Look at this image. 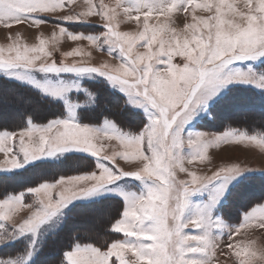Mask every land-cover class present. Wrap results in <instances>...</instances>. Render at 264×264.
<instances>
[{"label":"rangeland","instance_id":"374dc122","mask_svg":"<svg viewBox=\"0 0 264 264\" xmlns=\"http://www.w3.org/2000/svg\"><path fill=\"white\" fill-rule=\"evenodd\" d=\"M49 2L51 0H41V3ZM173 2L177 4L178 11L174 10L166 16L153 13L149 20L150 25L166 26V31L158 34L159 39H171L172 30L174 29L182 40L185 33V25L193 23L190 12L179 11V9L184 7V0H156L157 5L162 4L164 6ZM201 2L203 0H196V3ZM229 2H232V0H229ZM60 3L64 7L57 6L52 10L48 8H42L38 11L28 10L35 19L44 21V23H36L27 16L22 20L0 22V50L4 49V56L7 57L10 47H19L21 50L24 47L29 49L38 48L45 41L46 51L51 53V55L42 57V61L37 63H45L46 61L48 65H51L54 61L55 65L61 68L65 65H74L76 68L83 69L100 68L101 71H85L83 73L40 71L38 68L25 69L22 66L16 67L11 71L0 69L1 83H4L2 80H5L28 86L41 95L61 103L65 110V117L52 119L40 125L28 122L26 128L30 124L44 127L52 121L62 119H73L78 123L77 114L80 110L79 108L92 112L93 109L98 110L97 107L100 106L99 108H103L114 118L116 117L123 121L127 120L131 125L134 124L132 116L136 114V111L141 112L145 117L144 125L143 127L139 126V124L136 125L135 128L137 130L133 132L118 129L116 124L109 119H104L99 125L89 123H81V125H86L93 129H101L109 132V135H114L111 133L110 128H105L107 127V122L114 125L116 129L125 135H139L149 125V117L150 114H154V110L150 108L146 110L144 105L137 103L140 98L130 96L127 92L121 90L122 86H127V81L117 78L114 82L113 79H109L108 75L101 74V72H108L109 75H114L109 70L119 68L122 63L116 42L110 36L104 34L106 32L104 25H110L114 34H126L129 38L138 37L143 31V14L140 15L139 20L132 18L138 14L137 0H60ZM90 9H93L95 14L88 18L65 20V18L77 17L81 12ZM139 11L143 13L149 11V9L141 4ZM105 12L112 19L106 20L102 15ZM196 15H208V13H203L198 9ZM89 37L94 39L90 40ZM158 47V44H152V47L148 48L147 45L137 41L133 52L142 53L147 50L152 51ZM191 50L189 48V51ZM165 60L166 58H161L159 61H151L153 68L159 72L167 71ZM0 63H3L2 56H0ZM184 63L185 60L182 56L176 55L173 57V65L182 67ZM103 65H108L109 69L103 68ZM124 67H128L127 62H125ZM233 69H241L245 72L251 70L250 80L248 82L231 80L219 85L213 93L208 94L207 98L199 104L190 105L186 114L187 119L178 121L172 128V132H179L180 136V146L173 150L174 158L171 161L172 170L175 174L172 182L177 192L182 188L181 182L190 180L189 172H195L197 176L204 178L211 177L213 172L219 168L236 164L240 168L239 172L229 175L227 178L223 175L210 178L206 184L193 190L187 197V204L183 212L178 214L181 216V223L189 225L182 229L184 235L206 236L209 241L208 251L204 254L196 253L190 256V258L206 261L204 264H240V261L245 259L244 253L246 251L256 252L255 264H260L259 257L264 253V228L259 227L260 220L264 219V214L260 212V209L264 208V182H255L258 179L257 175L264 173V146L259 143L260 139H264V133L258 131H264V116L255 115V113L262 114L263 112H252L254 111L252 110L254 105H251L250 100L248 101L249 98H246V95L255 98L260 94H264V80L261 79L264 77V56H259L256 59L235 61L225 68L223 75L226 76ZM149 75H151V71ZM89 85L95 87L98 94L89 90ZM44 86H47L49 91H45ZM102 87L108 89L109 93ZM0 90V121L11 117L17 118L20 114L19 109L27 106V102L23 101L20 96H16L14 103H11L7 98L9 95L7 90L3 88ZM54 90H62V94L59 96L51 94ZM80 94L83 95L82 103L71 99L73 95L78 96ZM117 94L123 98L126 106L120 103V99L116 96ZM211 106H215L213 118L209 115ZM241 115L242 117H239ZM204 117L209 118L208 120L213 124L215 130H205L206 128L201 130L197 127ZM26 128L8 131L17 134L14 152L17 151L16 154L20 161V166L12 168L11 163L6 162L4 154L0 153V174H11L42 158H51L59 161L66 155L72 154L91 157L94 162L90 169L82 173L59 177L52 182L42 181L35 183L28 189L9 197L0 196V201H3L12 200L21 196V194L23 195L21 201L19 199L13 200L9 205L0 208V264H31L33 262H37V264H56L57 261L54 258H52V261H47L50 257H54L51 256L53 255L51 252L45 255L47 250L60 252L61 255L58 254L60 257L57 256L58 260L60 261L61 259L62 263L68 264L66 254L75 251L77 247L92 246L104 252L110 248L113 242H121L125 237L126 243H139L135 241V237H128L122 232L114 231V225L124 219L123 213L128 207V198L145 196L148 188L153 183H158L147 178L137 179L134 176H125L120 173L118 168L125 172H135L142 166V161H139L136 157L122 155V153L131 152L133 149L123 146L118 139L109 140L101 133L100 138L94 141L98 145H105L99 156H93L91 153L79 149H70L53 155H43L36 159L25 160L23 154L18 151V142L19 133ZM233 130L244 133L247 136H255L257 140L255 142L245 139L241 142L215 143L217 136ZM198 136L208 143V150L203 160L197 157L200 154L198 146L189 143L190 141H195ZM144 150L146 155H151L146 140ZM113 154H115L113 159H106V157L113 156ZM195 157L197 158L194 159ZM10 159L11 156L8 157V160ZM189 161L192 162L189 163ZM181 166L187 171H181ZM105 169H110L114 175L118 176V179L105 185L99 192L91 196L72 199L66 206L60 208L55 216H52L34 230L25 232L18 230L17 225H21L26 219L34 216L37 209L41 208L38 203L39 199H44L47 202V197L43 195L37 197L29 189H34L43 184H55L61 179L86 176L93 173L99 174ZM245 181L248 184L242 185ZM59 191V186L52 190L53 201L57 199L56 193ZM262 192L263 194L261 195L260 193ZM258 194L260 196H257ZM109 197L119 199V206L121 205L119 209L122 210L121 212L119 209L115 211L118 217L114 216L112 221L107 223V228L105 225H99L101 220L108 217L105 209L97 210L92 214L88 212L82 217L81 222L69 219L72 211L77 208L76 206L86 203L91 204V202ZM174 207L175 201H168L167 224L169 226L173 223L171 209ZM202 212L206 216V223L199 228L191 226V222L198 219ZM251 213L253 215L246 222L245 227L240 228L245 223V218ZM5 215H8L9 219L4 220L3 217ZM65 227L66 229L62 230ZM104 227L117 236L115 238L112 237L105 247L92 244L83 245L76 242L79 240L78 238L75 241L73 238L74 244H71V247L66 251L64 250L65 252H61L63 251L62 249L50 247L48 243L49 240L61 236L60 243L65 245L67 240L72 239L71 236L70 238L68 236L70 231H77L76 234L92 236V233L95 232L103 233ZM237 229H239V232H236ZM71 233L75 234V232ZM145 242L149 243L150 241ZM190 243L195 246V242ZM229 244H232L234 248L229 249L227 247ZM236 252H240V256H237ZM125 256L127 259H134L130 252H126ZM113 260H115V257L110 258V264Z\"/></svg>","mask_w":264,"mask_h":264},{"label":"snow or ice","instance_id":"6c2138e0","mask_svg":"<svg viewBox=\"0 0 264 264\" xmlns=\"http://www.w3.org/2000/svg\"><path fill=\"white\" fill-rule=\"evenodd\" d=\"M141 4L149 11L141 13L139 11ZM137 5L138 14L132 18L139 20L141 14L144 17L143 31L138 37L129 38L126 34H114L110 25H104L106 28L104 34L116 42L122 63L119 68L109 70L114 75H109L108 72L101 74L108 75L114 82L117 78L127 81V86H122L121 90L130 96L140 98L137 103L144 105L146 110L149 108L154 110V114H150L149 125L139 135L128 136L106 122L105 128H110L111 133L114 134L109 135L107 131L81 125L73 119H62L52 121L44 127L30 124L19 133L18 151L23 154L25 160L70 149H79L93 156H99L105 145H98L94 141L103 133L105 138L118 139L123 146L133 149L122 155H131L142 161V166L135 172H125L118 168L122 175L158 182L148 188L147 195L128 198L129 204L123 213L124 219L114 225V231L135 237V241L139 243L113 242L104 252L92 246L77 247L75 251L66 254L68 264H110L112 257H115V260L111 261V264H204V261L190 256L208 251L209 241L206 236L184 235L182 229L189 225L182 224L181 216L178 214L183 212L188 195L199 186L206 184L210 178L221 175L227 178L240 171L239 165L236 164L219 168L211 177L201 178L195 172H189L190 180L181 182L182 188L177 192L172 182L175 174L171 161L174 158L173 150L180 146V136L179 132L173 133L172 128L178 121L187 119L186 114L190 105L199 104L219 85L231 80L244 82L250 80L251 70L245 72L241 69H233L226 76L223 73L225 68L235 61L264 56V0H232V2L203 0L201 3H196V0H184V7L179 11L190 12L193 23L185 25L182 40L174 29L171 39H159L158 34L165 32L166 26L149 24L153 13L166 16L174 10L178 11L175 2L164 6L157 5L156 0H137ZM57 6L64 7L60 0H51L49 3H41V0H0V22L22 20L27 16L36 23H44L35 19L28 10L38 11L42 8L52 10ZM198 9L208 15L197 16ZM94 14L95 11L90 9L81 12L77 17L65 18V20H82V17L88 18ZM102 15L106 20L112 19L107 12ZM69 35L72 36L70 33ZM89 39L94 38L89 37ZM137 41L147 45L148 48H151L152 44H158L159 47L152 51L134 53L133 49ZM45 43L44 41L40 47L31 49L24 47L21 50L19 47H10L7 57L4 56V49L0 50V56L3 57L0 69L11 71L22 66L25 69L38 68L40 71L77 73L101 71L100 68L83 69L74 65H65L61 68L56 66L54 61L51 65L46 61L37 63L42 61V57L51 55L46 51ZM189 48L192 50L189 51ZM176 55L184 58L185 63L182 67L172 64ZM161 58H166L167 71L159 72L152 66L151 61H159ZM125 62L128 67H124ZM102 67L108 68V65ZM150 71L151 75H149ZM261 79L264 80V77ZM44 90L49 91V88L44 86ZM51 94L59 96L62 90H54ZM16 135L15 132H0V153L4 154L6 162L11 163L12 168L20 166L17 151L14 152ZM245 139L251 142L257 140L255 136H247L233 130L217 136L215 143L241 142ZM145 140L151 155L145 154ZM189 143L198 146L200 154L197 157L203 160L208 150V143L200 136ZM259 143L264 146V139H260ZM9 156H11L10 160H8ZM114 156L115 154L106 159H113ZM180 170L187 171L182 166ZM116 179L118 176L110 169H105L99 174L61 179L55 184H43L29 189L37 197L42 195L47 197V202L39 199L41 208L37 209L34 216L17 225L18 230L20 232L34 230L55 216L58 210L72 199L91 196ZM58 186L60 191L56 193L57 199L53 201L52 190ZM17 199L21 201L23 195L12 200L0 201V208ZM170 200L175 201V207L171 209L173 221L171 226L167 224ZM260 212L264 214V208H261ZM252 215L253 213L245 218V223L240 228L245 227ZM3 219L7 220L9 216L5 215ZM205 223L206 216L202 212L198 219L191 222V226L199 228ZM259 227L264 228V219L260 220ZM239 229L236 232H239ZM190 242H195V246ZM227 247L234 248L232 244ZM126 252H130L134 259H127ZM236 255L240 256V252H236ZM244 256L245 259H242L240 264H255L256 252L246 251ZM259 262L264 264V253L259 257Z\"/></svg>","mask_w":264,"mask_h":264},{"label":"trees","instance_id":"16d2710c","mask_svg":"<svg viewBox=\"0 0 264 264\" xmlns=\"http://www.w3.org/2000/svg\"><path fill=\"white\" fill-rule=\"evenodd\" d=\"M2 82L4 83L0 82V89L3 88L7 90V92L9 93L7 98L9 101H11V103H14L16 96H20L23 99V101L27 102V106L19 109L20 114L17 116V118L11 117V118H7V120L0 121V132H5V131L8 132L12 130L26 128L28 122L35 125H40L52 119H59L64 117L65 110L61 103L53 101L52 99H49L41 95L39 92H36L35 90L31 89L28 86L19 85L12 81L2 80ZM104 89L109 93L108 89L106 88ZM89 90L96 92L95 87L92 86L89 87ZM96 94L98 93L96 92ZM101 95L102 93L100 94V97ZM116 96L120 99V103L124 104L123 98L119 94H117ZM246 98L247 99L249 98L248 101L250 100V104L254 105V107L252 108V110L254 111L252 112L261 111L263 112L262 114L255 113V115L264 116V94H260L255 98L246 95ZM72 99L78 103L79 102L82 103L83 95L81 94L78 96L73 95ZM98 101H99V97H98ZM98 101L97 103H99ZM99 107L100 106L97 107L98 110L93 109L92 112H87L85 109L81 108L78 111L79 122L84 124L89 123L93 125H99L104 119H109L112 120L119 129L127 130L129 132H133L137 130V128L135 127L138 124L141 127H143L144 125L145 117L143 114H141V112L136 111L137 115L136 114L133 115L135 119L131 115L132 121H134V124L131 125L127 122V120L123 121L120 120L119 118L118 119L116 117L114 118L110 113H107L103 108H99ZM214 108L215 106H212L209 111V115L212 118L214 116ZM239 117H242V115ZM208 119H209L208 117H204L201 120V122L198 123L197 127L201 130H204L205 128H206L205 130L207 129L215 130L213 124H211L209 122L210 120ZM258 131L264 133V131H260V130ZM93 162L94 161L92 160L91 157L81 154H72V155H66L59 161H50L48 159H42L19 171H15L12 174H7V175L0 174V196L7 197L10 195H14L17 192L24 191L25 189H28L31 185L35 183H40L42 181L52 182L59 177H65L71 174L73 175L77 173H82L83 171H87L88 169H90L93 165ZM257 178H258L256 179L257 181H255L256 183L264 182V173L257 175ZM247 184L248 183H246V181L242 183V185H247ZM260 194L262 195L263 192ZM260 194H258L257 196H260ZM119 203H120L119 199L114 197H109L105 199L102 198L99 201L91 202V204H87V203L80 204L76 206L77 208H75V210H73L72 213L70 211L71 214L69 216V219L76 220V222L78 221L81 222L82 217L88 214V212L92 214L97 210L105 209L107 211L108 217L106 219L101 220L99 222V225L100 226L105 225V227L107 228V223H110L114 218V216L118 217V214L115 211L121 207V205L119 206ZM121 210L122 209H119L120 212ZM105 227L103 233L95 232L92 233L93 234L92 236H85L80 233L76 234L77 231H70L68 236L69 238L71 236L72 239L67 240V244H65L66 246L63 245V243H60L61 236H58L53 240H49L48 243L50 247L53 246L54 248L59 247L60 250L62 249L63 251L61 252H65L69 247H71V244H74V241L77 240V238L79 240L76 242L81 243L83 245L92 244V245H99V247H105L108 244V242H110V239L112 237L114 238L117 237L114 233L112 232L110 233L107 229H105ZM65 229L66 227L62 230ZM71 232H75V234H72ZM54 251L55 250H51V251L47 250L46 252L44 251L45 255L51 252V254H53L51 256H54V257H50V259H48L47 261L50 260L52 261V258H54V260L57 261L56 264H64L62 263L61 259L60 261L58 260V257H60L61 253ZM58 254L60 255L58 256ZM31 264H37V262H33Z\"/></svg>","mask_w":264,"mask_h":264},{"label":"crops","instance_id":"0c3cea01","mask_svg":"<svg viewBox=\"0 0 264 264\" xmlns=\"http://www.w3.org/2000/svg\"><path fill=\"white\" fill-rule=\"evenodd\" d=\"M125 240H126V237H125V239H124L123 241H121V242H125ZM204 263H206V261H204Z\"/></svg>","mask_w":264,"mask_h":264}]
</instances>
